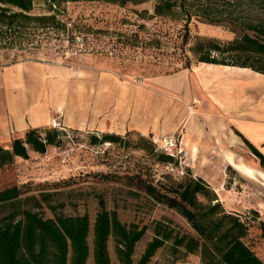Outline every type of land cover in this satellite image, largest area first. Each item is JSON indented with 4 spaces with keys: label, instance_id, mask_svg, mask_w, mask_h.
Segmentation results:
<instances>
[{
    "label": "rangeland",
    "instance_id": "obj_1",
    "mask_svg": "<svg viewBox=\"0 0 264 264\" xmlns=\"http://www.w3.org/2000/svg\"><path fill=\"white\" fill-rule=\"evenodd\" d=\"M155 3V0H147L141 5H127L124 8L98 3L69 4L65 6L63 19L68 17L92 29L84 41L77 37L69 43L66 34L44 32L37 33L39 37L22 48L0 46V72L5 67L29 62L62 68L64 73L69 74L66 80L68 91L64 88L67 86L65 83L62 87L68 93V113H53L49 126L38 129L44 136L46 131L53 129L52 121L57 120L68 135L62 136L59 147H47L44 155L29 152L28 161L15 160L12 165L0 168V190L13 186L20 188L23 199L21 210L31 209L44 220L54 219L55 216L87 215L90 222V254L86 264H94L92 226L100 210V202L106 211L115 212L119 222L126 227L131 224L146 227L143 238L134 249L132 264L138 263L146 245L154 237L157 224L172 230L174 236L195 237L182 218L154 204L140 191L143 184L161 188L183 179H194L187 163L182 167L173 163H158L160 153L156 149L154 156L138 150L143 142L142 137L137 135L121 136L122 142L118 145H92L89 138L92 135L101 137V134L74 128L78 122V108L84 111L82 119L87 121L91 118L93 87L105 75L144 83L156 93L187 101L186 74L172 72L180 68L186 59L191 62V68L202 67L193 60L192 49L196 39L227 43L242 36L243 31L233 32L228 22L208 23L205 19L194 17L188 26L189 42L182 47L184 21L180 9L176 7L169 16L158 18L153 15ZM219 4L220 10L232 12V18L240 21L261 14L260 7L251 6L245 0H221ZM142 12L146 14L139 16ZM32 14H46L43 0H33ZM47 88L50 89V84ZM82 88L85 90L83 94L79 93ZM52 95L55 96L54 93ZM171 114V120L179 118V112L173 110ZM15 138L19 137L10 129V137H0V148L9 149L10 142ZM144 138L149 141L152 136ZM245 147L239 145L231 148L233 159L246 165L250 163L261 170L258 161ZM216 152H210L211 155L205 160L206 166L198 163L196 172L214 178L213 182L218 179L220 169H227L233 181L227 180L224 184L221 205L227 213L239 216L248 225V234L243 242L264 262V235L259 228V224L264 223V184L245 176L239 177L227 161L228 152ZM198 200L205 203L202 197ZM108 256L110 264H119L112 239L108 242ZM149 264L201 262L198 253L186 256L183 249L175 253L171 240L155 253Z\"/></svg>",
    "mask_w": 264,
    "mask_h": 264
},
{
    "label": "trees",
    "instance_id": "obj_2",
    "mask_svg": "<svg viewBox=\"0 0 264 264\" xmlns=\"http://www.w3.org/2000/svg\"><path fill=\"white\" fill-rule=\"evenodd\" d=\"M146 1L43 0L46 14L33 15V0H0V46L22 48L32 44L34 38L39 37L37 33L44 32L66 34L69 43L77 37L84 41L92 29L71 21L68 17L64 20L65 6L98 3L124 8L127 5L138 6ZM155 1L153 15L158 18L169 16L176 7L180 9L184 21L182 47L189 42L188 26L194 17L205 19L208 23L228 22L233 32L243 31L241 37L227 43L196 39L192 49L195 64L247 69L264 75V0H245L251 6L260 7L261 14L244 21L232 18V12L220 10L221 0ZM142 14L146 13L142 12L139 16ZM190 68L191 62L186 59L172 74ZM65 135H68L67 132L55 129L46 131L44 136L39 130H28L23 137L11 141L9 150L0 148V168L12 165L15 160L28 161L29 152L44 155L47 147H59L61 138ZM127 135L132 134L124 136ZM236 135L264 169V155L240 134ZM137 136L142 137L143 142L138 150L154 156L156 147L154 148L151 139L147 141L145 136ZM89 142L92 145H118L122 139L115 134H101V137L92 135ZM157 162L173 163L178 167L176 160L162 153L157 156ZM140 191L154 204L163 206L182 218L195 237L174 236L172 230L157 224L154 237L146 245L137 264H149L155 253L171 240L175 253L179 249H183L186 256L198 253L201 264H264L243 242L248 234V225L239 216L227 213L215 192L203 180L187 178L161 188L143 184ZM21 196V189L17 186L0 190V264H86L90 254L88 216H55L54 219L44 220L31 209L21 210ZM199 197L204 198L205 203H201ZM99 206L100 210L92 226L94 264H110V239L114 242L119 264H132L134 249L143 238L146 227L139 228L134 224L126 227L119 222L115 212L106 211L102 202ZM4 212L8 213L2 217ZM259 228L264 235V223H260Z\"/></svg>",
    "mask_w": 264,
    "mask_h": 264
},
{
    "label": "crops",
    "instance_id": "obj_3",
    "mask_svg": "<svg viewBox=\"0 0 264 264\" xmlns=\"http://www.w3.org/2000/svg\"><path fill=\"white\" fill-rule=\"evenodd\" d=\"M63 70L25 62L0 72V137H10V129L17 137H23L28 130L49 126L53 113H68L65 89L68 91L69 74ZM179 72L187 77V101L156 93L144 83L105 75L93 87L91 118L82 119L84 111L78 108L74 128L119 136L130 133L163 137L181 133L187 168L215 192L220 203L224 184L233 181L227 169H220L213 182L214 178L196 172L198 163L202 167L207 165L205 160L210 152H228L226 157L235 169L233 172L264 184V169L236 162L230 150L239 145L245 147L238 133L264 155V75L205 64ZM64 83L67 86L63 90ZM79 93H85L84 88ZM173 110L179 112L176 120L170 119Z\"/></svg>",
    "mask_w": 264,
    "mask_h": 264
},
{
    "label": "built area",
    "instance_id": "obj_4",
    "mask_svg": "<svg viewBox=\"0 0 264 264\" xmlns=\"http://www.w3.org/2000/svg\"><path fill=\"white\" fill-rule=\"evenodd\" d=\"M51 124L53 129L66 132L59 121H52ZM151 141L160 153L176 160L178 162V167H182L183 165L185 166L187 153L182 147L181 133L175 132L171 135L163 137L152 136Z\"/></svg>",
    "mask_w": 264,
    "mask_h": 264
},
{
    "label": "bare ground",
    "instance_id": "obj_5",
    "mask_svg": "<svg viewBox=\"0 0 264 264\" xmlns=\"http://www.w3.org/2000/svg\"><path fill=\"white\" fill-rule=\"evenodd\" d=\"M233 161V160H232ZM244 166V165H243ZM247 167V166H246ZM243 173V172H242ZM255 173V172H254Z\"/></svg>",
    "mask_w": 264,
    "mask_h": 264
}]
</instances>
